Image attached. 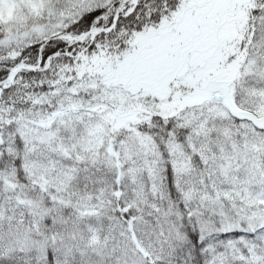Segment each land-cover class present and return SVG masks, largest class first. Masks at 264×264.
Here are the masks:
<instances>
[{
	"label": "snow or ice",
	"instance_id": "6c2138e0",
	"mask_svg": "<svg viewBox=\"0 0 264 264\" xmlns=\"http://www.w3.org/2000/svg\"><path fill=\"white\" fill-rule=\"evenodd\" d=\"M0 264H264V0H0Z\"/></svg>",
	"mask_w": 264,
	"mask_h": 264
}]
</instances>
